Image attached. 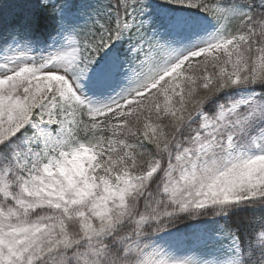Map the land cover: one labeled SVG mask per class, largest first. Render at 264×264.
Returning a JSON list of instances; mask_svg holds the SVG:
<instances>
[{
  "label": "snow or ice",
  "instance_id": "obj_1",
  "mask_svg": "<svg viewBox=\"0 0 264 264\" xmlns=\"http://www.w3.org/2000/svg\"><path fill=\"white\" fill-rule=\"evenodd\" d=\"M0 0V264H264V0Z\"/></svg>",
  "mask_w": 264,
  "mask_h": 264
},
{
  "label": "trees",
  "instance_id": "obj_2",
  "mask_svg": "<svg viewBox=\"0 0 264 264\" xmlns=\"http://www.w3.org/2000/svg\"><path fill=\"white\" fill-rule=\"evenodd\" d=\"M4 5V14L7 18L21 13L24 10V2L22 0H7Z\"/></svg>",
  "mask_w": 264,
  "mask_h": 264
},
{
  "label": "rangeland",
  "instance_id": "obj_3",
  "mask_svg": "<svg viewBox=\"0 0 264 264\" xmlns=\"http://www.w3.org/2000/svg\"><path fill=\"white\" fill-rule=\"evenodd\" d=\"M22 1L24 2V0H22ZM71 2L78 4L80 2V0H71Z\"/></svg>",
  "mask_w": 264,
  "mask_h": 264
}]
</instances>
